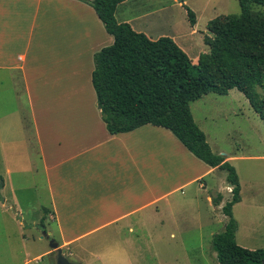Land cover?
<instances>
[{"label":"crops","instance_id":"crops-1","mask_svg":"<svg viewBox=\"0 0 264 264\" xmlns=\"http://www.w3.org/2000/svg\"><path fill=\"white\" fill-rule=\"evenodd\" d=\"M126 2L114 17L135 29L132 19L117 17ZM113 41L86 0H0V189L7 193L1 199L24 213L34 210L26 231L46 220L42 229L74 262L86 255L79 251L87 253L86 240L149 235L141 226L173 217L177 192L193 207L205 194L214 210L220 205L210 195L222 202L231 192L226 178L215 188L219 168L164 127L109 133L91 73L94 54ZM51 251L48 245L37 256Z\"/></svg>","mask_w":264,"mask_h":264},{"label":"trees","instance_id":"trees-1","mask_svg":"<svg viewBox=\"0 0 264 264\" xmlns=\"http://www.w3.org/2000/svg\"><path fill=\"white\" fill-rule=\"evenodd\" d=\"M122 1L86 0L114 39L94 54L91 73L107 130L116 134L144 124L164 127L196 158L225 170L231 198L221 208L227 218L224 229L211 240L216 259L219 264H264V248L248 249L236 242L232 206L240 201L237 172L212 151L190 110V103L205 94L226 95L236 88L264 121V13L252 7L264 6V0H238V14L211 19L210 35L203 37L209 50L197 61L169 36L152 38L128 22H117L114 10ZM183 6L189 24L195 25V13ZM210 196L214 205L220 204V194Z\"/></svg>","mask_w":264,"mask_h":264},{"label":"rangeland","instance_id":"rangeland-1","mask_svg":"<svg viewBox=\"0 0 264 264\" xmlns=\"http://www.w3.org/2000/svg\"><path fill=\"white\" fill-rule=\"evenodd\" d=\"M183 4L195 13V25L189 24ZM252 7L264 13V6L253 4ZM239 11L238 0H127L119 7L117 17L132 19L135 29L152 37H171L191 60H195L199 54L209 50L203 41L204 36L210 35L208 22ZM190 110L212 151L229 156L228 161L237 172L240 201L232 207V215L237 222V244L248 249L264 248V121L236 88L230 89L226 95L208 93L191 102ZM1 135L3 138L7 136L5 130ZM226 174L225 170L219 171L215 188L223 186ZM184 191L189 196L188 189L184 188ZM225 192L227 198L220 202L217 210L207 204L205 194L193 207L195 204L177 192L174 196H179L180 200H177V206L173 204L171 207L173 217L163 224L141 226V229L151 230L149 235L140 234V239L133 242L110 240V235L107 240L81 242L88 245L87 253L79 250L81 255H87L83 256L86 261L83 263L219 264L211 240L214 234L224 229L227 221L221 208L231 198V193ZM1 197L7 199V193L2 189L0 264H52L55 250L50 256H37L49 245L45 237L37 239V236H42L46 220H41L42 226L36 229L27 227L26 231L23 228L25 220L31 222L34 219V210L30 208L28 213H24L20 207L13 208L11 203L2 202ZM82 259L75 262L82 263Z\"/></svg>","mask_w":264,"mask_h":264},{"label":"water","instance_id":"water-1","mask_svg":"<svg viewBox=\"0 0 264 264\" xmlns=\"http://www.w3.org/2000/svg\"><path fill=\"white\" fill-rule=\"evenodd\" d=\"M42 236L48 239L49 246L56 251L55 264H80L79 262L70 261L63 254L61 247L58 246V243L53 238H49L48 234L45 232V229L42 231Z\"/></svg>","mask_w":264,"mask_h":264}]
</instances>
